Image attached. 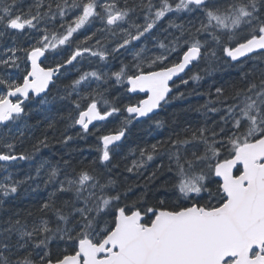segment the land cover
<instances>
[{
  "label": "snow or ice",
  "instance_id": "6c2138e0",
  "mask_svg": "<svg viewBox=\"0 0 264 264\" xmlns=\"http://www.w3.org/2000/svg\"><path fill=\"white\" fill-rule=\"evenodd\" d=\"M0 264H264V0H0Z\"/></svg>",
  "mask_w": 264,
  "mask_h": 264
},
{
  "label": "trees",
  "instance_id": "16d2710c",
  "mask_svg": "<svg viewBox=\"0 0 264 264\" xmlns=\"http://www.w3.org/2000/svg\"><path fill=\"white\" fill-rule=\"evenodd\" d=\"M219 73L216 74L218 76ZM187 78V77H185ZM214 77H207L205 80H202L199 84H196L192 81L189 82L188 85H183L179 81L178 85L180 86V92H186L187 94H190L187 96L186 99H179L173 101L171 104L167 105V111L163 114L164 116H171L173 113H175L180 119H192L196 117L198 114L195 112H189L186 111L189 107L202 104L204 100L207 98L204 95H196L193 90L197 89L201 93L206 92V90L211 86V83L213 81ZM178 93V91L176 92ZM54 107V106H52ZM35 115V114H34ZM34 122V121H33ZM61 130H63V126L61 125ZM146 129L147 126H144ZM160 130H157L156 132L152 133V136H156L159 133ZM70 133L74 134L75 130L70 129ZM152 137L145 134L144 129H134L132 135L129 137L128 143L130 145H133L138 142V139H144L149 140ZM94 142L93 137H88L87 139H74L71 143V149H64L65 151H72L73 155L78 156L80 158L88 157L89 159L91 156H94V153L89 154V146ZM57 148L61 147L60 145H56ZM79 149H83V152L81 153ZM53 150L46 149L44 150V154L46 156H50ZM127 152V148H125V153ZM127 175V173H125Z\"/></svg>",
  "mask_w": 264,
  "mask_h": 264
},
{
  "label": "water",
  "instance_id": "95a60500",
  "mask_svg": "<svg viewBox=\"0 0 264 264\" xmlns=\"http://www.w3.org/2000/svg\"><path fill=\"white\" fill-rule=\"evenodd\" d=\"M174 79H176V78H174Z\"/></svg>",
  "mask_w": 264,
  "mask_h": 264
}]
</instances>
